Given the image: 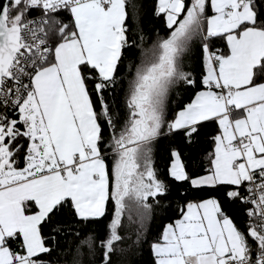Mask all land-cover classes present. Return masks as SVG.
I'll list each match as a JSON object with an SVG mask.
<instances>
[{"label": "snow or ice", "instance_id": "snow-or-ice-1", "mask_svg": "<svg viewBox=\"0 0 264 264\" xmlns=\"http://www.w3.org/2000/svg\"><path fill=\"white\" fill-rule=\"evenodd\" d=\"M145 248L264 264V0H0V264Z\"/></svg>", "mask_w": 264, "mask_h": 264}, {"label": "trees", "instance_id": "trees-1", "mask_svg": "<svg viewBox=\"0 0 264 264\" xmlns=\"http://www.w3.org/2000/svg\"><path fill=\"white\" fill-rule=\"evenodd\" d=\"M151 19V18H149ZM152 25L149 24V27H151ZM206 147V145H205ZM167 148H168V143L167 141H165L164 143H162L160 146H159V152H158V155L163 157L166 155V152H167ZM161 224V221L160 220H157L152 226H151V229H152V232L153 234L158 231L159 229V226ZM140 257L138 256L137 259H139ZM123 259V258H121ZM143 264H150V257L148 256L147 254V248H145V252H144V255H143Z\"/></svg>", "mask_w": 264, "mask_h": 264}]
</instances>
